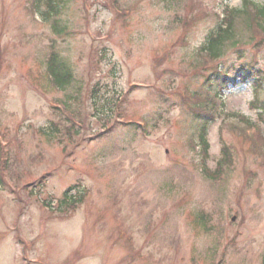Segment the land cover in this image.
<instances>
[{"label": "rangeland", "instance_id": "rangeland-1", "mask_svg": "<svg viewBox=\"0 0 264 264\" xmlns=\"http://www.w3.org/2000/svg\"><path fill=\"white\" fill-rule=\"evenodd\" d=\"M27 1L0 0V264H260L264 151L224 124L229 112L257 120L251 82L219 86L203 156L184 95L207 90L197 48L242 0H116L121 14L110 0H68L60 36ZM50 46L74 75L67 86L45 75ZM253 57L264 74V47ZM117 100L140 127L116 120ZM64 101L78 134L51 106ZM224 144L233 156L213 172ZM65 192L75 200L63 210Z\"/></svg>", "mask_w": 264, "mask_h": 264}, {"label": "trees", "instance_id": "trees-1", "mask_svg": "<svg viewBox=\"0 0 264 264\" xmlns=\"http://www.w3.org/2000/svg\"><path fill=\"white\" fill-rule=\"evenodd\" d=\"M68 0H37V6L40 7L44 5L48 8L47 11L43 12L45 19L50 20V26L53 33L61 35L63 29L66 25H61L60 15L64 10V6ZM193 20L192 16L185 19L184 23L187 25L188 22ZM65 23V22H64ZM253 23L257 25L258 32L252 29ZM251 47L255 50H261L264 47V3L261 5H256L250 0H244L241 8H236L231 10L225 19L221 20L215 29L211 30L206 34L200 48L199 53L203 52V57L211 58L214 60H220L221 64L225 65L223 72L228 74L241 73L242 75L248 76L253 73L255 76L262 78L259 67H251L250 62L246 60L247 47ZM51 49L53 46H50ZM230 55L229 59H223L225 55ZM197 55V54H196ZM198 65L202 64L200 56L197 55ZM196 60V56H195ZM49 66L54 75V82L60 85H68L74 79L69 67L66 63L60 59L58 53L54 50L49 54ZM215 77H220L216 73H212ZM224 83L226 78L221 79ZM69 99L75 100L76 96H69ZM255 105L261 110V114L264 113V99L259 100L256 98ZM196 102V101H195ZM254 103V102H253ZM252 103V104H253ZM67 107L69 105L67 104ZM255 107V106H254ZM70 124L66 126L67 132H73V134H78L79 127L75 126L74 119L68 120ZM231 131H235L237 135L241 136L244 141H246L250 147L254 150L261 144V136L256 133L255 137L248 133L242 132V130L236 128L232 124L227 125ZM57 123L53 122L51 127L47 132H44L47 138H52L56 135ZM199 130V143L202 149L207 151L206 136V126L205 122ZM232 149L227 144H224L221 153L220 160L217 162L218 169L222 172L232 158ZM264 264V259H263Z\"/></svg>", "mask_w": 264, "mask_h": 264}]
</instances>
